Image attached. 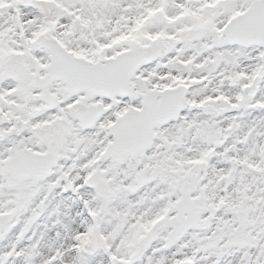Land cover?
<instances>
[{"label": "snow or ice", "instance_id": "6c2138e0", "mask_svg": "<svg viewBox=\"0 0 264 264\" xmlns=\"http://www.w3.org/2000/svg\"><path fill=\"white\" fill-rule=\"evenodd\" d=\"M0 264H264V0H0Z\"/></svg>", "mask_w": 264, "mask_h": 264}]
</instances>
